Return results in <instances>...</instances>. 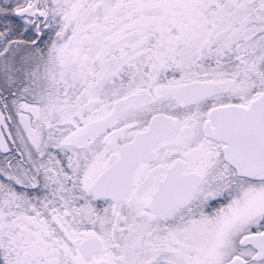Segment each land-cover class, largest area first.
<instances>
[{"label": "snow or ice", "instance_id": "1", "mask_svg": "<svg viewBox=\"0 0 264 264\" xmlns=\"http://www.w3.org/2000/svg\"><path fill=\"white\" fill-rule=\"evenodd\" d=\"M0 264H264V0H0Z\"/></svg>", "mask_w": 264, "mask_h": 264}]
</instances>
